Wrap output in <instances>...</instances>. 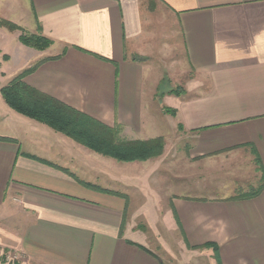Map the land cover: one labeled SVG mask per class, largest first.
<instances>
[{"label":"crops","instance_id":"crops-1","mask_svg":"<svg viewBox=\"0 0 264 264\" xmlns=\"http://www.w3.org/2000/svg\"><path fill=\"white\" fill-rule=\"evenodd\" d=\"M1 20L53 44L0 26V93L41 62L26 84L165 147L118 162L1 94L0 264H218L208 243L264 264V0H0Z\"/></svg>","mask_w":264,"mask_h":264},{"label":"trees","instance_id":"trees-1","mask_svg":"<svg viewBox=\"0 0 264 264\" xmlns=\"http://www.w3.org/2000/svg\"><path fill=\"white\" fill-rule=\"evenodd\" d=\"M0 26L10 31L20 30L22 32L20 41L30 48L43 51L53 44L52 40L42 34H29L8 21L1 20ZM40 64L41 62L27 69L1 89V94L11 109L25 117L47 125L54 131L64 134L93 152L110 157L118 162L147 161L163 154L165 144L162 138L149 141H128L121 137L122 130L119 127L110 128L26 84V76L33 73ZM173 93L179 95L180 90L177 89ZM165 111L171 115L176 113L174 110L167 108ZM258 191L240 195L236 198H251L257 195ZM178 224L181 228L179 221ZM188 247L190 246L188 245ZM209 247L214 248L216 259L220 264L216 245L208 243L195 248Z\"/></svg>","mask_w":264,"mask_h":264},{"label":"rangeland","instance_id":"rangeland-1","mask_svg":"<svg viewBox=\"0 0 264 264\" xmlns=\"http://www.w3.org/2000/svg\"><path fill=\"white\" fill-rule=\"evenodd\" d=\"M5 29H7V28H5ZM8 30V29H7ZM8 31H10V30H8ZM17 31H19V33H20V36L22 35V32L20 31V30H17ZM11 32H15V31H11ZM24 32H26V31H24ZM34 35V34H33ZM20 36H19V40H20ZM21 42V41H20ZM21 44L22 45H24L22 42H21ZM24 46H26V45H24ZM26 47H28V46H26ZM28 48H30V47H28ZM50 48V47H49ZM49 48H47L46 50H48ZM31 49H33V48H31ZM34 50H36V49H34ZM46 50H43V51H39V50H36V51H39V52H44V51H46ZM0 62L2 63L1 65L3 66V71H6L8 68H9V65L10 64H12L13 65V63H10V64H8V63H6L5 61H2V58L0 59ZM4 81L5 80H2V82H0V87H2V86H4L2 83H4ZM0 95H1V93H0ZM155 206V203H154V201L153 200H148V202H147V204H146V207H147V210L149 211V214H150V211H152V208ZM141 227H142V225H141ZM144 230H145V232H146V229L145 228H143ZM148 230V229H147ZM157 230V229H156ZM165 237V236H164ZM149 238H150V246H151V249L152 250H154V251H156L158 254H161V250H160V246L158 247V243L156 242V238H155V236L152 234V233H149ZM182 237H181V235H179V237H178V239H181ZM10 260V253L8 254V253H6V254H4V260ZM14 261H16V259H13L12 260V262H14ZM184 259L182 260V262H181V260L178 262V264H184ZM200 263V264H207V261L205 260V261H203L202 259H194L193 260V263L192 264H195V263Z\"/></svg>","mask_w":264,"mask_h":264}]
</instances>
